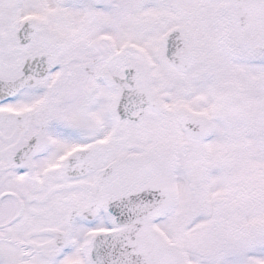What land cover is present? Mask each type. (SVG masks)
I'll return each instance as SVG.
<instances>
[{
  "label": "snow or ice",
  "instance_id": "obj_1",
  "mask_svg": "<svg viewBox=\"0 0 264 264\" xmlns=\"http://www.w3.org/2000/svg\"><path fill=\"white\" fill-rule=\"evenodd\" d=\"M0 264H264V0H0Z\"/></svg>",
  "mask_w": 264,
  "mask_h": 264
}]
</instances>
